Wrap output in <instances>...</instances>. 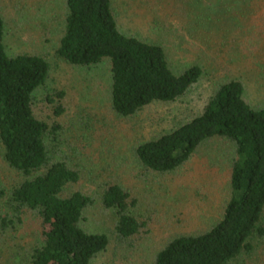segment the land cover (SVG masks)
<instances>
[{"label":"rangeland","instance_id":"obj_1","mask_svg":"<svg viewBox=\"0 0 264 264\" xmlns=\"http://www.w3.org/2000/svg\"><path fill=\"white\" fill-rule=\"evenodd\" d=\"M111 8L119 31L160 46L173 73L199 66L198 83L175 103H155L131 118L117 117L111 110L108 66L75 67L55 55L64 29V0H0L4 45L9 56L35 55L49 65L33 106L40 119L61 127L46 140L50 161H65L79 172L78 184L65 195L79 191L94 199L80 226L105 235L108 245L90 264H153L172 239L202 234L221 219L231 198L235 148L226 140L207 141L187 163L165 174L140 165L134 150L199 116L215 88L228 80L242 82L252 108H264V0H111ZM55 92L64 93L61 117L46 102ZM25 179L5 164L0 148V188L8 193ZM109 184L122 187L134 201L129 212L143 224L138 235H116L115 214L100 202ZM7 213L2 200L0 219ZM251 244L248 254L230 264H264V239ZM39 245L32 216H23L13 228L0 222V264H27Z\"/></svg>","mask_w":264,"mask_h":264},{"label":"trees","instance_id":"obj_2","mask_svg":"<svg viewBox=\"0 0 264 264\" xmlns=\"http://www.w3.org/2000/svg\"><path fill=\"white\" fill-rule=\"evenodd\" d=\"M64 4L63 35L55 55L75 67L106 64L111 110L117 117L131 118L155 103H175L198 83L199 66L175 74L160 46L121 33L111 0ZM4 40L0 14V148L5 164L26 178L8 193L0 188V202L5 200L10 210L1 225L13 228L27 215L37 220L40 245L32 249L27 264H90L108 245L105 235L86 233L80 226L94 199L79 191L65 195L78 184L79 172L65 161H50L46 140L61 127L40 119L33 106L34 93L48 79L49 65L35 55L9 56ZM63 98V92L46 98L56 117L65 112ZM213 139L235 148L231 198L222 217L202 234L172 239L153 264H230L252 250L254 238L264 239V108L256 110L246 102L241 81L219 84L199 116L138 145L134 154L144 168L165 174L183 166ZM100 202L115 214L120 239L138 235L143 224L130 215L134 201L122 187L105 186Z\"/></svg>","mask_w":264,"mask_h":264}]
</instances>
